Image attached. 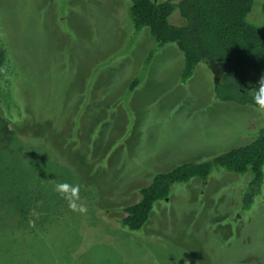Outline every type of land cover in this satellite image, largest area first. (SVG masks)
<instances>
[{
  "label": "rangeland",
  "instance_id": "1",
  "mask_svg": "<svg viewBox=\"0 0 264 264\" xmlns=\"http://www.w3.org/2000/svg\"><path fill=\"white\" fill-rule=\"evenodd\" d=\"M129 6L0 0L14 104L0 103V140L2 131L15 134L0 153V183L5 191H29L41 208L25 215L39 235L23 232L22 258L51 264L67 252L64 264L264 262V180L242 206L250 172L215 169L205 182L172 186L138 233L117 224L120 209L136 204L154 175L245 146L264 126L263 111L215 99L223 65L202 62L183 83L177 47L157 48L148 29L134 28ZM249 20L264 28V0H254ZM168 22L185 25L177 10ZM62 182L79 186L84 213L53 190Z\"/></svg>",
  "mask_w": 264,
  "mask_h": 264
},
{
  "label": "trees",
  "instance_id": "2",
  "mask_svg": "<svg viewBox=\"0 0 264 264\" xmlns=\"http://www.w3.org/2000/svg\"><path fill=\"white\" fill-rule=\"evenodd\" d=\"M129 3V16L136 30L148 29L157 48L168 44L177 47L183 58V83L193 76L200 63L221 64L223 72L213 88L215 99L221 103L250 106L264 112V107L253 98L264 76V28L249 20L254 0H183L179 4L129 0ZM174 10L179 12L185 25L176 27L169 24L168 19ZM153 54L154 50L148 52L147 61ZM7 67L6 52L0 42V103L9 108L10 105L14 107V104L9 95L12 86ZM136 84L137 81L133 82L131 88ZM4 133L0 140V153L9 146L15 135L6 130L2 131ZM215 169L240 175L250 172L242 202L243 208H247L259 193L264 180V126L258 130L256 138L245 146L210 160L184 163L169 172L154 175L150 184L139 190L140 200L120 209L123 217L116 220L117 224L131 233L142 231L153 205L166 200L172 186L196 179L205 182ZM38 205L39 200L29 191H5L0 183V211L3 213L0 221L5 222L6 218L13 221L0 227V264H12L15 256L24 257L25 247L17 244H23V232L28 238L38 234L29 229L25 218L29 211H41ZM51 217L63 218L57 213H52ZM63 254L57 259L52 256L51 264L58 261L64 264L62 260H67V252ZM19 263L26 264L28 260L22 258Z\"/></svg>",
  "mask_w": 264,
  "mask_h": 264
},
{
  "label": "clouds",
  "instance_id": "3",
  "mask_svg": "<svg viewBox=\"0 0 264 264\" xmlns=\"http://www.w3.org/2000/svg\"><path fill=\"white\" fill-rule=\"evenodd\" d=\"M253 98L258 105L264 107V76L261 77ZM53 190L67 201L68 207L71 210L79 211L80 213L86 211L83 207L77 208L76 201L78 199L79 186L62 182L56 183Z\"/></svg>",
  "mask_w": 264,
  "mask_h": 264
}]
</instances>
